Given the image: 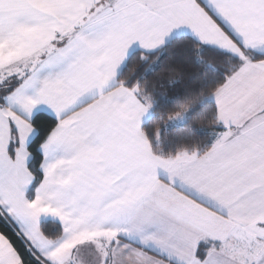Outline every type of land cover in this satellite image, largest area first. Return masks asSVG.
<instances>
[{
	"label": "snow or ice",
	"instance_id": "6c2138e0",
	"mask_svg": "<svg viewBox=\"0 0 264 264\" xmlns=\"http://www.w3.org/2000/svg\"><path fill=\"white\" fill-rule=\"evenodd\" d=\"M0 264H264V0H0Z\"/></svg>",
	"mask_w": 264,
	"mask_h": 264
},
{
	"label": "trees",
	"instance_id": "16d2710c",
	"mask_svg": "<svg viewBox=\"0 0 264 264\" xmlns=\"http://www.w3.org/2000/svg\"><path fill=\"white\" fill-rule=\"evenodd\" d=\"M161 91H165L164 89H161Z\"/></svg>",
	"mask_w": 264,
	"mask_h": 264
}]
</instances>
